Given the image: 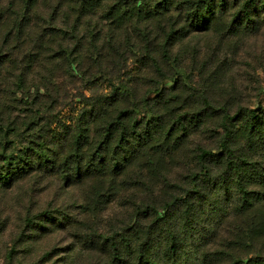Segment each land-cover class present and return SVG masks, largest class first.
<instances>
[{"label": "rangeland", "instance_id": "1", "mask_svg": "<svg viewBox=\"0 0 264 264\" xmlns=\"http://www.w3.org/2000/svg\"><path fill=\"white\" fill-rule=\"evenodd\" d=\"M159 1L0 0V24L8 21L5 24L11 25V19L19 16L33 27L31 39L18 42L20 47L6 46L4 38L0 39L4 54L26 50L28 43H32L29 51L36 54V24L70 30L72 66L56 64L57 45L62 40L58 38L44 59L48 67L55 63L60 70L49 75L45 68L39 74L42 77L36 72L30 75L35 98L36 83L45 82L46 76L53 86L50 92L41 90V103L49 101L54 111L38 114L41 125L54 120L51 116L57 117L58 109L59 116L70 122L68 118L80 116L91 99L97 102L103 96L110 106L119 97L115 107L128 109L129 120L137 123L136 131L130 130L129 140L123 142L119 166L104 151L106 160L97 163L99 170H94L87 156L80 179H64L32 166L6 186L0 184V264H131L136 244L150 240L153 223L147 215L152 206L182 204L180 199L192 189H201L202 206L188 217L182 206L172 212V223L180 233L178 263L264 264V226L260 233L249 227V219L239 208L243 200L236 187L233 191L223 185L221 175L226 168L222 163H207L212 180L199 161L203 150H221L222 140L235 127V150L252 170L254 183L264 173V133L253 135L252 121L245 115L264 107V0H253L245 9L246 0H214L209 8L201 0L209 19L200 28L191 27V11L183 15L174 11L180 6L195 10L196 0H173L174 10L137 21L141 11L148 15L152 8L160 10ZM121 5L133 12L131 19L114 17ZM154 17L161 18L166 32L172 22L177 24L173 26L176 31L185 27L172 35L176 42L172 54L159 60L166 77L158 75L149 57L156 54L160 58L166 38ZM144 23L150 24L147 29ZM90 33L103 38L109 49L98 62L93 60V47L79 42ZM108 37L114 43H107ZM13 96L3 93L0 101L3 126H11L0 130V175L20 163L18 155L28 139L36 141L38 105H27L22 92ZM229 113L240 118L225 119ZM11 154L19 160L9 165L6 157ZM44 212L49 216H43ZM251 231L253 238L248 234ZM160 233L154 234L155 245L165 241Z\"/></svg>", "mask_w": 264, "mask_h": 264}, {"label": "trees", "instance_id": "2", "mask_svg": "<svg viewBox=\"0 0 264 264\" xmlns=\"http://www.w3.org/2000/svg\"><path fill=\"white\" fill-rule=\"evenodd\" d=\"M188 1L190 3L194 2L193 0ZM196 1L198 4L196 5L195 10H192L191 7L183 9L182 6H177V10H174L171 9L173 7V0H160L158 2L159 4H162L160 10L152 8L148 15L141 11L140 18H137L140 20L137 21L148 20L150 16L162 15L170 10L178 11V15H183L180 14L183 11L185 13L191 11L193 13L190 17L193 21L191 22V27L200 28L202 24H208L209 18L207 19L205 10H202V1ZM88 2L85 1V3ZM213 2L214 0H204L203 4L205 3L204 5L209 8ZM252 2L253 0H246L245 4L242 5L243 9L248 8ZM120 7V9L115 11L114 17L120 16L131 19L132 16L130 15H132L133 12L122 8V5ZM19 18V16L12 18L11 20L13 23L11 25L5 24L8 21H2L0 24V30H3V33L0 34V39L4 38L6 46H11L12 48H16V46L20 47L18 42L25 43L28 38L31 39L32 37L31 32L33 27H31L29 23H26L27 20L25 18L21 20ZM154 18H156V21L161 26L162 23L159 21L161 18ZM142 22L143 21H141V23ZM144 24L146 25L145 29L150 25H147L146 23ZM170 24V30L167 32V29L164 28L165 26H161L164 28V35L166 37L165 41L161 44L163 45L161 46L162 55H160V58H157L156 54H150L149 56L155 62V71L162 77H166V75L163 74L159 60H163V56L168 58L167 56L172 54L171 49L176 43L175 40L172 41V35L175 32H178V30L185 29L183 26L179 28L176 27L178 29L176 31L173 26L177 24L174 22ZM34 32L36 33V54L29 51V46L32 43H28L26 50H8V54L0 52V101L3 93L10 97H14L13 95L22 92L27 105H38V109L36 110V141L28 139L29 144L25 145L23 150L20 151V155H18L21 157V160L19 161L20 163L12 162L13 159L19 160L15 158L14 154L6 157V161L9 165H12L13 163L16 165L13 170H8L7 172L2 171L0 175V184L6 186L14 178H19L28 173L29 168L32 166H39L47 173L61 175L64 179L67 177H77L80 179L83 171L82 167L88 158L87 156H89L90 165L94 167V170H99L100 165L97 163L101 162V160H106L104 151H107L108 157L115 161L114 165L119 166V163L122 160V152L125 148L123 142L129 140V135L127 133H129L130 130L136 131L135 125H137L136 122L129 120L130 115L128 109H120L117 108V106L115 107L114 103H117L119 97L114 99V102L111 100V103L113 102L112 106L114 105L113 108L108 105L109 100L107 96H103L102 99L100 98L97 102H94L93 99H91V104L85 106L87 109L84 110V108V111L80 116L78 115V117H75L72 115L68 118L70 119V122L67 118L59 116L58 113H61V111L58 107L57 117L56 115L51 116L54 117V120L46 125H41L43 120L38 121V114H43L44 110V113L53 114L54 112L50 110L53 107L50 108L49 101L45 104L41 103V101H43L41 100L42 96H44L41 90L45 89L47 92H50V88L52 89L53 86L51 85V80L48 79L49 77L44 75L46 76V79L43 80L45 82H41L40 84L36 83L35 98L31 94L35 85L30 81V75H33L36 72V76L42 77V75L39 74H42V70L45 68H47L45 70L48 71L49 75H53L55 70H60L53 66L56 64L62 66L61 68H66V65L70 67L72 63L71 57L74 53H72V49L68 48L70 45L68 42V34L70 30L36 24ZM61 32H63V34H61ZM141 32L143 33L144 31ZM17 37L19 38L16 39ZM145 37L149 38L148 35ZM58 38H61L62 40L59 41ZM56 41H59V44L57 45L59 48L56 50V64L52 63L51 67H48L49 63L45 62L44 53L52 50L51 44H54ZM102 41L103 38L99 37L97 33L94 35L93 33H90L89 35L86 34L79 38V42L82 46L86 42L93 47L94 62H98L100 57L109 50L106 47V43H102ZM111 42L114 43V40L108 37L107 43ZM59 55L61 56V60L58 59ZM52 57H54V55H52ZM179 73L181 77V72ZM168 78L174 80L176 84L180 82L179 79H175L174 77ZM118 90H122L121 87H119ZM130 93L131 89L128 88L127 94ZM120 96H124V94H121ZM33 98L36 99V102H33ZM58 100L59 99L55 98L54 102L59 103ZM5 107H8V104ZM101 107L105 108L102 114H100ZM245 115L247 116L246 118L252 121V123H250V131H252V134L254 135L256 133L263 135L264 107L259 106L256 110L246 113ZM238 116L239 114L237 113L232 116L229 113L224 118L232 121L235 118H240V116ZM54 124L56 126H54ZM7 126L8 127H4L3 120L0 119V130L2 128H11L10 125ZM225 127L226 130L229 129L228 124H226ZM231 131V135L225 136L222 140L221 150L218 152L213 150L209 151L207 149L203 150L199 159L200 166L205 172H208V175L214 180L213 173H211L212 170L209 169L207 163H211V161H214L217 164L222 163V166L226 168V172L221 175L224 187L226 189L232 188L233 191L234 187H236V193L240 198L242 197L243 200V207H241L240 204L239 208H242L240 210L244 212L247 219H249V227L256 229V231H254L255 233H260L264 226V173H259L260 180L257 182L255 181L254 183L255 177L251 176L252 170L246 163L245 158L235 150L238 131L235 127ZM200 190L201 189L189 190V193L186 196H182L183 198L180 199L182 200V204H174L171 202L168 204L165 203L159 207L152 206L153 211L148 212L147 215V219H151L153 223L151 230L148 231L150 240L136 244L135 256L132 259L131 264H179L178 257L181 250L178 248L177 240L180 238V233L178 226L175 223H172V220L174 219L172 212L175 209V206L177 211L184 207L182 210L183 214L185 217H188L191 212L198 207H201V201L199 200L201 197ZM209 200L211 204V198ZM229 202H232V200ZM43 216L49 215L44 212ZM192 227L193 226L190 225L189 229ZM156 231H160V234L165 237V241L161 244L159 243V245H155L156 239L154 238V234ZM135 232L139 235L141 231L137 227ZM254 232H248L250 238H253ZM125 244L132 250L133 245L131 244V241H127ZM259 256H261V254ZM249 261H252V259L249 258Z\"/></svg>", "mask_w": 264, "mask_h": 264}]
</instances>
